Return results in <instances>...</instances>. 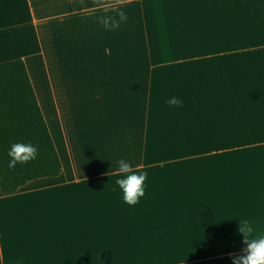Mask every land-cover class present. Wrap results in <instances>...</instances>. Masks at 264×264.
I'll return each mask as SVG.
<instances>
[{
	"label": "crops",
	"instance_id": "obj_1",
	"mask_svg": "<svg viewBox=\"0 0 264 264\" xmlns=\"http://www.w3.org/2000/svg\"><path fill=\"white\" fill-rule=\"evenodd\" d=\"M14 58L61 171L0 190V264H232L264 234V0H0Z\"/></svg>",
	"mask_w": 264,
	"mask_h": 264
},
{
	"label": "trees",
	"instance_id": "obj_2",
	"mask_svg": "<svg viewBox=\"0 0 264 264\" xmlns=\"http://www.w3.org/2000/svg\"><path fill=\"white\" fill-rule=\"evenodd\" d=\"M15 144L30 145L34 156L18 160ZM61 162L37 102L24 61L0 62V190L10 193L25 182L55 176Z\"/></svg>",
	"mask_w": 264,
	"mask_h": 264
},
{
	"label": "clouds",
	"instance_id": "obj_3",
	"mask_svg": "<svg viewBox=\"0 0 264 264\" xmlns=\"http://www.w3.org/2000/svg\"><path fill=\"white\" fill-rule=\"evenodd\" d=\"M123 19V14H121ZM170 104L179 105L181 101L173 98ZM35 149L30 145L15 144L10 154L14 155L18 160H27L34 156ZM120 176L116 180V184L122 191L123 200L129 205L138 202V198L144 195L145 176L132 170L130 161L121 158L117 161ZM241 231V230H240ZM252 229L245 227L243 233L246 243V254L236 255L232 257V264H264V234H259L256 238H250L246 233Z\"/></svg>",
	"mask_w": 264,
	"mask_h": 264
}]
</instances>
